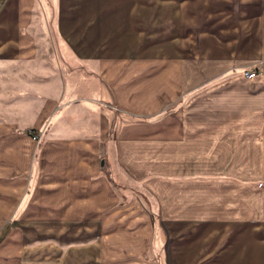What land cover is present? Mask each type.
Listing matches in <instances>:
<instances>
[{
  "label": "crops",
  "instance_id": "obj_1",
  "mask_svg": "<svg viewBox=\"0 0 264 264\" xmlns=\"http://www.w3.org/2000/svg\"><path fill=\"white\" fill-rule=\"evenodd\" d=\"M32 1L0 0V64L36 63ZM51 4L60 45L93 67L98 86L78 93L56 74L15 120L0 121L12 151L0 167V264H36L38 234L44 264H101L108 254L264 264V0H236L235 39L213 20V0ZM45 44L55 47L52 36ZM237 66L258 71L248 78ZM31 127L43 132L35 159L33 135L14 131ZM140 217L144 233L126 231L137 249L117 255L107 238Z\"/></svg>",
  "mask_w": 264,
  "mask_h": 264
},
{
  "label": "rangeland",
  "instance_id": "obj_2",
  "mask_svg": "<svg viewBox=\"0 0 264 264\" xmlns=\"http://www.w3.org/2000/svg\"><path fill=\"white\" fill-rule=\"evenodd\" d=\"M30 4V11L27 14L28 23L31 25L32 33L36 38V49L34 55H36V63L35 64H28L24 61H19L15 63H8V64H0V121H8V120H15V117H18L17 108L18 105L24 102V100H30L32 96H40V92L44 90V87L48 85L50 81H52L58 74L62 75L65 81L68 82L69 87L79 89L78 93H89L92 92L98 86V74L93 69V67L88 63H79L76 62L73 56L66 51L57 39L56 28H55V21H56V10L52 7L51 0H33ZM29 5V3H28ZM214 8V10H213ZM213 20H220L223 24L222 27H227V31L222 33L226 35L230 39L236 35V21L238 16V9L236 0H213ZM49 39L52 36L53 42L55 47L49 48L45 44V40ZM226 40V39H225ZM235 41L228 40L225 41L226 46H231L232 50H235ZM264 62V61H263ZM262 65V64H261ZM250 66V65H248ZM260 65H258V68ZM233 71H240L244 74V71L247 69H255L252 67H245L244 66H237L231 67L230 70ZM214 71L218 70L216 66H214ZM258 71V69H257ZM52 72V73H51ZM57 74V75H56ZM32 96H28V95ZM28 96V97H27ZM32 99V98H31ZM22 101V102H21ZM33 108V105L30 104ZM18 107V108H19ZM21 113V118L23 121L27 118L30 114H33L31 111L30 113ZM14 131L16 133H22L24 136L25 134L30 135V133L34 135L37 133L40 135L39 138H34L35 145L33 146V159H35L38 155L39 148L41 146V140L43 137V132L37 128H15ZM25 133V134H23ZM7 139H3L0 136V167L3 165L4 158H11L12 151L10 149V144L5 142ZM29 147V145L26 143ZM135 186V185H134ZM137 188V187H136ZM135 194V192H134ZM145 194V193H144ZM146 202L144 204L145 208L150 212L153 213L154 219V227L152 228L153 233L157 231V219L155 216L156 213V203L150 197L149 194L146 193L144 195ZM139 210L143 211L144 214V207L140 208ZM20 209L18 208L16 212H19ZM19 216V215H18ZM16 217V219L18 218ZM144 216V215H142ZM141 218V217H140ZM139 218L137 223H131L130 220L122 222L116 225V239L106 240V244L115 247L117 250V255L122 253H128V247H132L133 250H136L137 246L135 242L132 241V246H130V234L126 231H132L136 233H144V217L141 219ZM15 219V218H13ZM139 224V225H138ZM26 226H28L26 224ZM31 227L39 226L40 228L43 227V224H34L29 225ZM142 227V230L140 229ZM71 227V226H70ZM120 227V228H119ZM12 223L7 224L5 226V230H3V235L5 236L11 229ZM29 228V227H27ZM85 231L92 232L91 225H86ZM107 232L105 229L102 228L101 234H106ZM32 235V234H31ZM40 236V243L37 241V255L36 264H44V256H43V249L44 245H46L45 239L41 234ZM4 238V237H3ZM18 238V237H17ZM31 238V237H30ZM31 239H35L32 235ZM34 241V240H32ZM22 242V241H21ZM155 246L156 241L150 242V251L155 253ZM35 247V246H31ZM41 248L42 250L40 251ZM144 259V255L141 256ZM133 256V262L129 260V258H124L118 256V261H116V257H109V254L101 257V264H137V258ZM19 260L23 258V256L18 257ZM132 258V257H131ZM151 259V257H149ZM27 257L23 260V263L27 261ZM21 260V261H22ZM111 260V262H110ZM115 260V261H114ZM126 260V261H125Z\"/></svg>",
  "mask_w": 264,
  "mask_h": 264
},
{
  "label": "built area",
  "instance_id": "obj_3",
  "mask_svg": "<svg viewBox=\"0 0 264 264\" xmlns=\"http://www.w3.org/2000/svg\"><path fill=\"white\" fill-rule=\"evenodd\" d=\"M257 74V70L256 69H247L244 71V75L248 78H253L255 77ZM40 135H38L37 133L34 135V138H39Z\"/></svg>",
  "mask_w": 264,
  "mask_h": 264
}]
</instances>
